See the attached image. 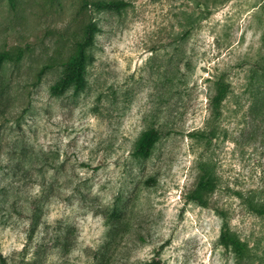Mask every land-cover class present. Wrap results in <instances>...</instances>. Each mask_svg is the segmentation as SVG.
<instances>
[{"label":"rangeland","instance_id":"rangeland-1","mask_svg":"<svg viewBox=\"0 0 264 264\" xmlns=\"http://www.w3.org/2000/svg\"><path fill=\"white\" fill-rule=\"evenodd\" d=\"M92 1L0 0V47L24 49L0 68L5 264H264V0ZM89 23L84 87L53 94Z\"/></svg>","mask_w":264,"mask_h":264},{"label":"trees","instance_id":"trees-1","mask_svg":"<svg viewBox=\"0 0 264 264\" xmlns=\"http://www.w3.org/2000/svg\"><path fill=\"white\" fill-rule=\"evenodd\" d=\"M11 1V6H14L13 0ZM88 1V0H87ZM199 1V0H195ZM198 3V2H197ZM92 6L97 9H108L120 11L126 5L124 0H93ZM199 11L209 10V8L213 7V5H209L208 3H199ZM97 28L95 23H89L86 31V35L82 40L77 41L76 50L69 56L68 59L64 60L62 72L59 75L58 79L50 85V90L53 94L62 93L67 87L74 86L75 89L83 88L85 85V61L87 56L88 49L92 46V32ZM24 55L23 47H18L15 50H5L0 47V68L2 65L6 63H18ZM2 77L0 76V96L3 92L4 85L8 84L6 81L4 84L1 83ZM217 92L215 95L211 97V102L215 107H218L221 101L224 99L226 94L229 91L228 83L223 80H218L216 82ZM5 113L2 111V114ZM158 131L153 128H147L142 131L140 136L137 138L132 154L136 157L145 156L149 153L152 148L154 141L157 137ZM1 182V181H0ZM1 186V185H0ZM4 186V185H2ZM211 187L210 180H208L207 176H202L197 189H195L191 198L193 200H197L200 204H203L204 201L200 195V189H206ZM4 187H0L2 190ZM256 211L260 214H264V209L257 208ZM218 242L221 244L226 250L233 253L236 257H242L247 251V245L244 241L236 236L235 233L230 231L227 227H222L219 235ZM0 263L5 264L4 257L0 254ZM141 264H167L162 258L159 256L158 251L154 254L152 258L148 261H145Z\"/></svg>","mask_w":264,"mask_h":264}]
</instances>
